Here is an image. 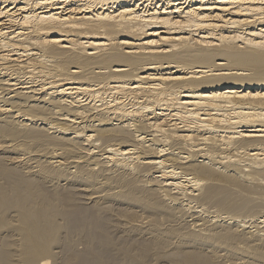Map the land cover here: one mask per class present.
Wrapping results in <instances>:
<instances>
[{
  "label": "bare ground",
  "instance_id": "bare-ground-1",
  "mask_svg": "<svg viewBox=\"0 0 264 264\" xmlns=\"http://www.w3.org/2000/svg\"><path fill=\"white\" fill-rule=\"evenodd\" d=\"M0 264H264V0H0Z\"/></svg>",
  "mask_w": 264,
  "mask_h": 264
},
{
  "label": "rangeland",
  "instance_id": "rangeland-1",
  "mask_svg": "<svg viewBox=\"0 0 264 264\" xmlns=\"http://www.w3.org/2000/svg\"><path fill=\"white\" fill-rule=\"evenodd\" d=\"M78 244H80V245H81L82 243H78ZM80 245H79V248H82V245H83V244H82L81 246H80Z\"/></svg>",
  "mask_w": 264,
  "mask_h": 264
}]
</instances>
